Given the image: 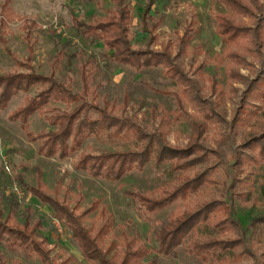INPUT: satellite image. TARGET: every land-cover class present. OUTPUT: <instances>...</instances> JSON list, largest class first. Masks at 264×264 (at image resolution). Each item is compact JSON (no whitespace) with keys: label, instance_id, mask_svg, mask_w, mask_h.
I'll return each instance as SVG.
<instances>
[{"label":"trees","instance_id":"trees-1","mask_svg":"<svg viewBox=\"0 0 264 264\" xmlns=\"http://www.w3.org/2000/svg\"><path fill=\"white\" fill-rule=\"evenodd\" d=\"M212 1L224 7V12H214L215 33L221 39L223 50L209 60L216 67H223L224 83L214 76L204 78L202 65L196 66L193 76H189L179 63L188 53L192 23L175 40H159L156 31L161 20L152 15L157 0H147L140 13L145 48L135 49L132 45L129 28L133 13L125 0H112L114 8L102 17L93 16L91 22L78 20L73 15L77 32L101 42L113 62L136 71L161 67L166 77L176 84L177 90H160L175 98L176 108L171 113L161 109L160 114L152 108L151 117L157 121L152 132L140 125L136 116L128 114L126 93L119 106L105 100L102 105L98 103L96 89L91 86L96 68L90 59L80 70L79 92L69 83L59 81L54 73L45 75L35 71L28 60L15 58L16 69L0 74V111L7 108L17 93L26 94L37 88V93L27 95L8 118L19 121L28 141L43 139L38 149L43 156L64 159L79 150L85 139L105 136L111 140L134 141L135 146L99 154L81 150L76 169L112 182L133 170L141 172L152 162L155 166L168 163L176 173L168 185L149 193L125 190L146 216L182 201L183 207L177 206L155 230L156 246L147 245L136 234L128 236L124 232L120 238L109 240L112 215L99 200L92 201L77 216L67 200L70 193L64 190L59 199L51 196L39 168L34 185L16 174L19 187L50 208L53 217L70 231L71 239L89 264H142L150 254L172 256L180 246L200 264H264V250L258 257L255 253L264 246V211L253 215L243 227L235 206L236 201L247 202L252 189L245 191V187L255 173L253 167L264 163V0ZM3 9L11 13L6 2ZM34 27L35 21L23 20L27 43L31 42L30 32ZM0 41L4 42L1 37ZM242 68L254 74L245 75ZM51 103H62L65 107L52 108L54 112L46 115ZM228 103L231 105L229 116ZM35 113L44 115L56 129L50 134L45 131L34 134L28 120ZM181 118L190 126L187 142L182 146L171 144L167 137L171 124ZM211 157L216 159L215 163H211ZM227 157L233 158L230 167L221 165ZM220 173L223 178L218 179L216 175ZM213 187H219L220 191L213 193ZM80 198L77 194L71 199L78 202ZM15 200L11 194L5 217L0 209V244L47 259L48 238L38 233L43 228L42 220L31 222V211L26 208L23 221H16ZM95 209L98 222L88 228L81 219ZM199 226L209 227L215 235L199 236ZM69 260L64 258L56 263L49 260L47 264H67ZM146 264L156 262L151 259Z\"/></svg>","mask_w":264,"mask_h":264},{"label":"rangeland","instance_id":"rangeland-1","mask_svg":"<svg viewBox=\"0 0 264 264\" xmlns=\"http://www.w3.org/2000/svg\"><path fill=\"white\" fill-rule=\"evenodd\" d=\"M6 2L11 13L3 9ZM132 8L133 20L129 28V35L133 47L145 48L146 37L140 31L139 17L142 7L147 0H125ZM114 8L112 0H0V74L13 72L16 69L15 58L28 60L33 69L39 73L54 76L61 82L72 86L75 92L81 90L80 70L83 63L90 59L96 68L92 75L91 86L96 89L97 101L100 105L105 100L109 103L121 105L123 95L128 96V114L134 115L137 121L147 131L152 132L157 121L151 117L150 110L155 108L157 114L164 109L171 113L175 106V98L160 93V90H177L174 82L170 81L161 67L146 68L139 71L113 62L101 42L77 32L73 25V15L78 20L91 22L93 16H104L107 11ZM214 12H224V7L212 0H157L153 6L152 15L161 20L156 33L159 40H175L181 35L183 28L192 23V38L188 44V53L179 60L189 76L198 65L204 78L214 76L220 83H224L223 67H216L209 58L223 50L221 39L215 33ZM36 22L30 32L31 42L25 40L26 32L22 29L23 20ZM245 75H253L247 68H242ZM238 88H242L236 84ZM37 88L28 93L19 92L10 100L7 108L0 111V209L3 217L8 212L10 195L14 194L16 208L13 217L22 222L29 208L30 220H42L43 228L39 234L46 236L49 241V257L41 260L28 250L16 248L9 249L4 243L0 244V264H47V261L56 263L69 258L67 264H89L80 254L76 243L71 239L70 231L64 224L53 217V212L38 199L24 192L15 179L21 174L24 180L35 184L36 170L43 173V180L51 196L62 198L64 190L70 193L67 199L74 208V214L82 215L94 200L107 208L112 215V229L109 240L120 238L124 232L128 236L138 235L149 246H156L154 240L155 230L160 223L173 214L177 206L183 207L178 201L162 210L146 216L139 205L125 190L149 193L166 186L174 180L176 173L170 169V164L155 166L148 164L143 171H131L119 181H107L102 178L90 176L86 171L76 169L75 165L81 150L92 154H99L107 150H126L135 146L134 141L111 140L105 136L90 137L83 141L79 150L61 159L57 156L45 157L38 152L43 139L35 142L27 140L19 121L9 120V114L23 104L24 98L34 96ZM64 109L62 103H51L46 115L52 114V108ZM231 105L227 104V115H230ZM188 109V112H192ZM94 114V113H93ZM29 129L37 134L45 131L48 134L56 129L44 115L35 113L29 120ZM190 134V126L185 118L171 124L168 140L171 144L184 145ZM211 136L210 132L207 133ZM207 142H210L207 139ZM211 144V143H210ZM216 159L211 157V163ZM233 158L227 157L221 165L228 166ZM255 173L245 187V191L252 189L245 204L235 202L236 216L245 227L249 219L264 211V163L253 167ZM218 179L223 175L217 174ZM213 193L220 191L219 187L211 188ZM79 194L78 202L72 196ZM97 209L90 211L81 219L86 227H92L98 222ZM199 236L204 234L215 235L207 226H199ZM191 237V236H190ZM116 249H120L119 246ZM264 250L256 249L257 257ZM155 260L156 264H200L184 247L176 249L172 256L150 254L148 260ZM147 259L142 261L146 264Z\"/></svg>","mask_w":264,"mask_h":264}]
</instances>
